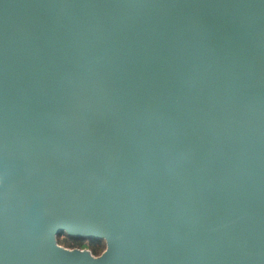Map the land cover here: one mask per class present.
Instances as JSON below:
<instances>
[{
  "label": "water",
  "instance_id": "95a60500",
  "mask_svg": "<svg viewBox=\"0 0 264 264\" xmlns=\"http://www.w3.org/2000/svg\"><path fill=\"white\" fill-rule=\"evenodd\" d=\"M0 264H264V0H0Z\"/></svg>",
  "mask_w": 264,
  "mask_h": 264
},
{
  "label": "trees",
  "instance_id": "16d2710c",
  "mask_svg": "<svg viewBox=\"0 0 264 264\" xmlns=\"http://www.w3.org/2000/svg\"><path fill=\"white\" fill-rule=\"evenodd\" d=\"M57 242L60 246L67 249L88 250L94 256H99L105 249L104 241L70 238L64 233L57 237Z\"/></svg>",
  "mask_w": 264,
  "mask_h": 264
}]
</instances>
